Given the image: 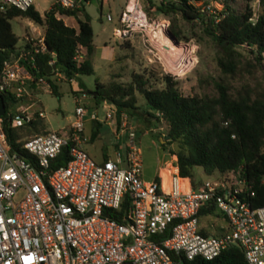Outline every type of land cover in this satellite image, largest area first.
I'll list each match as a JSON object with an SVG mask.
<instances>
[{
	"label": "built area",
	"instance_id": "1",
	"mask_svg": "<svg viewBox=\"0 0 264 264\" xmlns=\"http://www.w3.org/2000/svg\"><path fill=\"white\" fill-rule=\"evenodd\" d=\"M81 1L54 0L53 4L74 9ZM33 3L0 0V14L26 10ZM148 4V0H124L119 27L112 35L122 40L138 37L145 51L161 61L166 51L160 43L157 46L153 25L160 20L147 14ZM106 19L111 20L109 13ZM167 27L165 22L164 33ZM44 51V28L29 19L22 44L15 45L0 65V95L8 90L18 99L0 115V264H202L231 245L242 249L248 264H264V206L252 207L246 200L244 179L229 172L193 187L172 165L166 186L159 177L143 180L135 127L127 112L116 117L110 104L100 117L97 107L87 109L76 95L73 119L63 132L47 130L22 139L20 147L28 157L12 150L3 115L11 127L44 117L41 109L32 108L39 102L33 86L50 91V84L31 70L36 68V55ZM84 54L85 49L78 46L73 55L77 66ZM53 75L62 76L56 70ZM75 92H81L80 88ZM87 115L126 132L125 154L116 152L114 160L97 162L86 153ZM63 149L68 159L51 168V159ZM126 195L128 205L119 221L113 212ZM210 202L226 220L217 235L200 231L199 210ZM166 229L169 234L164 237Z\"/></svg>",
	"mask_w": 264,
	"mask_h": 264
},
{
	"label": "trees",
	"instance_id": "2",
	"mask_svg": "<svg viewBox=\"0 0 264 264\" xmlns=\"http://www.w3.org/2000/svg\"><path fill=\"white\" fill-rule=\"evenodd\" d=\"M148 1V6L154 5L158 13L168 17L167 30L176 40L185 38L181 21L191 26L200 23L202 32L214 48L220 72L219 76L210 79L214 92L184 94L178 80L170 73L144 68L131 71L130 79L125 83L111 81L105 84L96 78L92 91L95 104L105 102L112 105L116 117L123 111L128 116L139 111L152 122H161L164 136L168 137L160 145L165 148L166 144H174L168 149L169 154L175 157L172 165L177 168L179 176L189 180L193 187L197 186L193 180L195 166H200L207 175L222 176L233 172L248 186L245 198L249 204L252 207L264 206V0L258 1L259 12L255 16L248 3L235 6L233 0H217L220 8L215 13L201 10L197 4L200 0ZM146 11L150 17L154 16L147 8ZM57 13L73 16L77 27L66 24L56 16ZM18 15L44 28L46 51L36 55V68L31 70L35 75L47 78L50 92L57 93L56 83L50 78L55 70L68 79L94 73L91 61L93 30L89 14L78 7L63 9L55 4L42 14L34 7L21 11L9 9L0 14V65L3 59L10 57L17 43L18 37L12 32L9 19ZM126 44L130 46L128 41ZM78 46L85 49L79 66L73 61ZM51 60L55 67L47 74L45 69ZM137 94L147 108L142 109L137 104ZM1 97L6 111L18 103L8 90L2 92ZM3 117L12 150L28 157L20 147L22 139L26 138L21 137L24 125L11 127L7 115ZM28 124L27 135L47 131L40 117ZM67 159L63 149L51 159L50 167L59 166ZM127 205L126 195L119 210L113 212V217L121 221ZM215 211L213 203L203 205L198 213L199 222L202 215ZM200 231L207 234L203 228ZM168 234L166 229L162 236ZM202 264L248 263L242 249L231 245Z\"/></svg>",
	"mask_w": 264,
	"mask_h": 264
},
{
	"label": "rangeland",
	"instance_id": "3",
	"mask_svg": "<svg viewBox=\"0 0 264 264\" xmlns=\"http://www.w3.org/2000/svg\"><path fill=\"white\" fill-rule=\"evenodd\" d=\"M236 5H244L248 3L253 11V16L259 12V0H233ZM54 0H34L33 6L44 13L48 10ZM124 0H82L79 7L84 9L90 16L91 27L93 29V41L97 46L96 53L93 58L94 73L80 75L78 79L70 82L63 74L62 76L50 75L51 80L56 83L57 93H52L48 90H40L36 97L39 102L33 104V109H41L44 112L43 122L46 130L64 131L74 116V108L76 105V95L79 97V104H83L87 109L93 107L98 108L100 117L104 116L105 107L108 103L101 102L95 104L92 92L94 90L95 79L107 84L111 81L128 82L131 71L141 69H151L154 71L165 72V69L178 80V86L184 94H212L213 87L210 79L216 78L220 75L215 61V51L209 38L201 30L200 23L196 22L194 26L187 25L180 22L182 34L185 38L177 40L179 45L184 49L185 57L178 68H169L167 65V54L161 55L162 60H155L152 55L145 51L141 40L137 37L132 40H127L132 45L126 44L125 40L116 38L112 35V31L119 27L118 11L120 6H123ZM201 10L215 13L220 8L217 0H200L197 2ZM149 12L153 13L159 22H166L169 24L167 16L158 13L156 9L146 5ZM109 13L112 20L106 19V14ZM64 20L73 22L71 18L63 16ZM12 32L18 37L16 45L23 42V35L29 29V19L21 15L13 16L9 19ZM159 40V37L155 35ZM110 42L114 47L117 46L112 62L107 65L98 58V51L103 42ZM122 42V43H121ZM160 42V40H159ZM157 42V46L158 43ZM121 43V45H120ZM161 43V42H160ZM162 44V43H161ZM122 46V47H121ZM190 51H187L185 47ZM163 47V46H162ZM166 53V52H165ZM166 57V58H165ZM207 80V81H206ZM236 84V82H235ZM76 88H80L81 92H74ZM84 93V95H82ZM143 99L137 94V104L141 108H147L142 105ZM129 119L135 127V145L139 149L141 164H142V178L145 181L152 180L159 168H162L161 173L163 179L168 177L171 171L174 155L169 154L168 149L173 148L174 144H166L163 148L160 143H165L164 126L160 123L152 122L144 114L139 111L133 112L129 115ZM98 130V137L93 141L84 143L83 148L94 160H98L95 155L98 154L102 148L108 152V157L115 159L116 152L125 154L127 147V134L121 132L120 127L116 124L108 125L105 122H100L97 125L93 124ZM92 122L85 118L84 130L85 134L90 132L93 127ZM29 127L28 123L24 124L21 131V137H28L26 131ZM103 146V147H102ZM216 174L207 175L200 166L193 167V180L196 182L211 179ZM200 225L208 229V234L217 235L226 225V220L222 214L216 210L214 213L205 214L200 217Z\"/></svg>",
	"mask_w": 264,
	"mask_h": 264
},
{
	"label": "crops",
	"instance_id": "4",
	"mask_svg": "<svg viewBox=\"0 0 264 264\" xmlns=\"http://www.w3.org/2000/svg\"><path fill=\"white\" fill-rule=\"evenodd\" d=\"M88 0H86L87 2ZM122 6H120L119 8V11H118V15H119V12L121 10ZM42 14V13H41ZM63 16H66V17H69L72 19L73 22H68L66 20H64L62 17ZM59 17H61L63 19V21L70 25V26H74V27H77V22L75 20V18L71 15H62V14H59ZM118 19V18H117ZM111 20H112V17H111ZM93 30V29H92ZM127 41V40H125ZM129 42V41H128ZM122 43V42H121ZM120 43V45H121ZM93 44H94V41H93ZM130 44V43H129ZM130 46H132L130 44ZM122 47V46H121ZM96 49H97V46L94 44V52H93V55H92V58H91V61H92V65H93V58H94V55L96 53ZM116 49H117V46L114 47L112 44H110V42H106L104 41L103 44L101 45V47L99 48V51H98V58L99 60H101L103 63H106L107 65H109L112 60H113V56H114V53L116 52ZM94 69V68H93ZM75 80V79H74ZM41 89L40 88H37L35 86H33V95H37V93L40 91ZM90 120V119H89ZM90 122H92V126L93 124L97 125L98 123L100 122H96V121H93V120H90ZM106 123V122H105ZM85 124V122H84ZM108 124V123H107ZM108 125H111V124H108ZM83 133H84V136H85V143L87 141H93L94 139H96L98 137V130L95 126H93L91 129H90V132L88 134H85V130L83 129ZM103 147V146H102ZM87 153V152H86ZM88 154V153H87ZM89 155V154H88ZM96 157H98V160H95L97 162H101L103 161L104 159H106L108 157V152H106L104 149L100 150V152L98 154L95 155ZM176 168V167H175ZM162 168H159L158 171H157V174L155 176H158L159 178H162V180L164 181L165 179H163L162 175L160 174L161 173V170ZM177 169V168H176ZM160 171V173H159ZM155 178V177H154ZM202 182V181H200ZM200 182H197V185L200 183ZM196 183V182H195ZM199 225H200V222H199ZM222 226H220L219 228L221 229ZM200 228H203L204 230H206V232L208 233V229H206L204 226H201L200 225Z\"/></svg>",
	"mask_w": 264,
	"mask_h": 264
},
{
	"label": "bare ground",
	"instance_id": "5",
	"mask_svg": "<svg viewBox=\"0 0 264 264\" xmlns=\"http://www.w3.org/2000/svg\"><path fill=\"white\" fill-rule=\"evenodd\" d=\"M153 25H155V35H157L159 37L160 43L163 48L166 51L167 54V65L170 68H178L181 64H183L182 59L185 57V52L184 49H182L181 47H183V45H179V44H175L173 43V41L164 33L163 31V26L165 25V22L160 23L159 21L155 22ZM185 47V46H184ZM185 49L187 51H190L189 49H187L185 47ZM162 58V56L160 55V59ZM167 180L168 177H166V179L163 181L164 186L167 185Z\"/></svg>",
	"mask_w": 264,
	"mask_h": 264
},
{
	"label": "water",
	"instance_id": "6",
	"mask_svg": "<svg viewBox=\"0 0 264 264\" xmlns=\"http://www.w3.org/2000/svg\"><path fill=\"white\" fill-rule=\"evenodd\" d=\"M165 34L173 41V43L175 44H179V42L168 32L166 31ZM55 67V64L52 65H47L46 69H45V73H50L51 69ZM5 112V105H4V101L0 95V115H2ZM168 136L165 135L163 136L164 139H166Z\"/></svg>",
	"mask_w": 264,
	"mask_h": 264
}]
</instances>
